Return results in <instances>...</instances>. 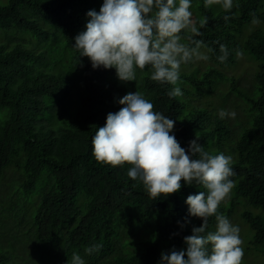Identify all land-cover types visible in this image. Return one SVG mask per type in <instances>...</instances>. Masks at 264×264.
I'll return each mask as SVG.
<instances>
[{
	"label": "trees",
	"instance_id": "16d2710c",
	"mask_svg": "<svg viewBox=\"0 0 264 264\" xmlns=\"http://www.w3.org/2000/svg\"><path fill=\"white\" fill-rule=\"evenodd\" d=\"M102 4L0 5V264H68L73 252L86 264H160L162 253L186 249L184 238L203 223L189 216L186 200L202 186L181 181L178 193L154 200L142 182L129 178L130 165L113 167L93 155L96 131L135 91L176 121L172 134L181 147L187 150L197 134L206 151L233 156L235 187L218 213L229 219L240 211L254 233L253 246L264 254V32L238 40L252 14L264 27V0H234L239 6L228 13L217 5L196 7L199 18H208L196 39L215 52L204 72H187L193 62L181 66L183 95L176 98L167 95L172 85L150 79V69H137L135 82H121L114 68L93 69L79 57L74 38L86 30L88 11L99 12ZM225 15L231 18L225 21ZM215 41L229 50L224 63ZM237 50L259 63L251 88L223 72L236 64ZM220 83L230 87L226 110L233 97L240 99L245 119L226 122L220 108L204 100ZM216 224L210 217L207 230ZM94 244L102 248L86 254Z\"/></svg>",
	"mask_w": 264,
	"mask_h": 264
},
{
	"label": "clouds",
	"instance_id": "9594fccd",
	"mask_svg": "<svg viewBox=\"0 0 264 264\" xmlns=\"http://www.w3.org/2000/svg\"><path fill=\"white\" fill-rule=\"evenodd\" d=\"M219 5L226 13L238 4L234 0H205V7ZM192 0H103L99 12L89 10L86 30L75 38L74 47L86 57L93 69L116 70L121 82H135L137 69H150V79L172 85L170 98L181 97L182 65L207 61L215 52L204 40L201 29L208 18L193 19ZM231 17L224 16L225 21ZM251 23L260 20L252 14ZM187 40L189 43H185ZM220 63L227 61L229 50L220 44ZM244 53L236 51L237 58ZM120 110L109 113L106 123L92 138L93 155L113 167L130 165L127 175L142 182L151 199L167 198L185 184L202 186L204 191L186 200L189 216L203 221L184 238L186 249L161 254L160 264H242L244 257L240 228L218 213L230 199L235 187L230 179L234 158L223 152L212 154L196 139L186 150L173 135L176 121L154 111L144 93L129 92L119 100ZM234 110H220V119H235ZM215 217V231H208V220ZM100 244L85 248L86 254L98 252ZM68 264H86L76 252Z\"/></svg>",
	"mask_w": 264,
	"mask_h": 264
},
{
	"label": "rangeland",
	"instance_id": "374dc122",
	"mask_svg": "<svg viewBox=\"0 0 264 264\" xmlns=\"http://www.w3.org/2000/svg\"><path fill=\"white\" fill-rule=\"evenodd\" d=\"M8 0H0V5H3L7 3ZM197 3V6H196ZM205 4V0H192V8L190 9L193 12V19L198 20L199 15L197 12L196 7ZM218 8L220 7L217 5ZM212 7V6H209ZM221 8V7H220ZM262 13H264V6L262 8ZM261 30L264 32V27L262 23L260 22L259 25H253L252 23L249 24L242 35L238 36V40L241 42H245L246 39L251 35L254 31ZM1 31V30H0ZM27 36H30V34H24ZM0 41H4L5 38L0 36ZM22 43V42H21ZM34 44H37L34 40ZM211 65L210 59L207 61H194L193 66L191 68L186 69L187 72H191L195 69H198L199 72H204L207 70V68ZM259 67V63L248 55H243L242 58H238L236 61V64L234 66L228 67L223 70L225 75L229 77H235L238 80L242 81V85L247 88H251L252 80L254 78V74ZM229 84L227 83H220L218 89L215 93L210 95L208 98H204L207 103H210L211 106H215L220 110H226V94H230L229 92ZM239 99V98H237ZM232 101V102H231ZM228 104L227 109L228 111L234 110L236 112L235 119H231V121L235 122L237 119L243 120L246 116V111L244 108H246V105H243V101L236 100L234 97ZM237 107V109H236ZM219 110V111H220ZM226 122H229L227 118L224 119ZM242 122V121H241ZM234 125V124H233ZM231 223L234 225H238L240 228V237L243 241L242 247L244 249V257L242 264H264V254L257 250L252 242L254 233L251 231L249 225L243 220L241 212L240 211H234L233 215L229 218ZM22 249L19 250V255L24 258V253L21 252ZM20 261H22L21 258H19Z\"/></svg>",
	"mask_w": 264,
	"mask_h": 264
}]
</instances>
